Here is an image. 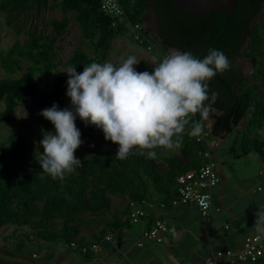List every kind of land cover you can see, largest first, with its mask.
Returning <instances> with one entry per match:
<instances>
[{"label":"trees","instance_id":"1","mask_svg":"<svg viewBox=\"0 0 264 264\" xmlns=\"http://www.w3.org/2000/svg\"><path fill=\"white\" fill-rule=\"evenodd\" d=\"M49 2L52 8H60L64 14H76L82 35L94 51L91 55L76 51L61 62L52 44L53 38L43 32L32 31L27 32L22 43H15L6 50L0 49V70L6 75L0 79V104L4 105L0 121L15 120V109L29 98H38L34 105L39 112L53 103L60 108L66 107V80L56 70L57 67L72 65L76 66L77 72H82L84 65L103 61L113 40L129 33L126 25H143L151 9L158 35H153L150 30L146 33L153 36L151 41L157 43L162 55L168 49L176 48L191 51L202 58L209 48H216L228 56L231 68L208 82L210 94H218L212 109L219 114L211 116L214 119L211 136L223 140L233 135L235 140L227 154L235 159L254 153L264 160V138L260 139L258 134V130L264 127V94L261 97L256 95L258 88L264 87V0H238L233 19L226 28L223 11L188 14L178 10L169 0H125V17L117 21L116 28L111 25L113 20L99 11L100 0H0V12L7 14L9 23L22 14L28 17L31 12L44 10ZM67 24L66 18L50 22L54 35L64 32ZM138 45L146 50L145 42ZM151 54L159 56L157 52ZM238 57L251 60L259 79L258 85L246 84L248 79L241 78L235 71ZM19 72L23 74L14 77ZM49 73L54 74L52 89L39 91L35 78ZM189 119L180 146L184 161L172 156H161L156 161L148 158L146 152H136L120 160L115 156L118 145L106 141L111 146L109 149L81 160L82 165L63 180L53 179L32 165L18 169L8 155L22 154L25 142L18 134H8L4 143L9 148L0 150V226L14 227V236L19 229L28 227L39 241L63 248L77 246L76 250L81 254L84 246L100 243L117 229L130 228L128 202L137 203L144 209L146 204L169 206L176 177L198 169L203 163L198 151L204 146L195 144L193 134L188 135L195 122L202 125V116L195 113ZM77 120L81 123L82 137L92 140L97 133L96 126L86 127L79 118ZM240 125H243L241 130L238 129ZM239 137L241 152L237 153ZM154 150L157 156L165 151L159 147ZM114 196L126 199L115 214L112 213ZM97 221L103 224L97 233L82 235V229H89ZM22 235L29 239L27 233ZM93 255L91 251L83 254L87 260ZM252 264H264V257Z\"/></svg>","mask_w":264,"mask_h":264},{"label":"clouds","instance_id":"2","mask_svg":"<svg viewBox=\"0 0 264 264\" xmlns=\"http://www.w3.org/2000/svg\"><path fill=\"white\" fill-rule=\"evenodd\" d=\"M135 54L113 63L93 61L82 72L69 65L65 71L68 107L57 103L42 109L39 115L50 121L54 131L41 129L39 141L43 152L39 164L53 179H65L81 166L74 155L82 144L75 121L100 128L106 141L118 145L116 158L125 160L140 152L156 158L154 149L175 151L182 144V134L190 116L200 113L207 118L217 99L209 81L231 68V61L221 50L209 48L202 58L191 51L173 48L162 58L153 55L147 63L152 71H138ZM203 127L195 122L191 134ZM264 237V211L258 209L253 225Z\"/></svg>","mask_w":264,"mask_h":264},{"label":"rangeland","instance_id":"3","mask_svg":"<svg viewBox=\"0 0 264 264\" xmlns=\"http://www.w3.org/2000/svg\"><path fill=\"white\" fill-rule=\"evenodd\" d=\"M6 18L7 14L0 12V49L6 50L15 43H22L27 38V32L32 31L37 33L43 32L42 34L45 36L53 38L54 41L52 44L61 62H64L76 51H82L88 55H91L94 51V47L82 35L80 25L76 19V14H64L61 12L60 8H52L50 2L44 10L39 12L35 11L34 13L31 12L28 17L22 14L20 17L12 18L9 23ZM63 18H66L68 21L66 29L60 35H54L51 30L50 22L53 20L61 21ZM257 20L258 18H256L255 21L257 22ZM262 37L264 38V35ZM131 39L130 33L115 38L108 56L100 62L112 61L113 63H118L129 54H135L138 60L141 61L134 67L138 71L151 72L152 66L147 62L150 61L152 54L147 53L138 44L132 42ZM65 69L66 68L63 66H58L56 70L67 81L68 74L63 72ZM22 74L23 72H19L14 75V77H19ZM5 76L6 75L0 70V79ZM53 78V73L37 75L35 81L39 91L51 90L53 87ZM244 78L248 79L246 84H259L254 66L251 67V70ZM263 94L264 87H259L256 95L261 97ZM37 99V97L29 98L24 104L17 107L14 111L15 120L0 121V150H7L9 148L4 142H6L7 135L10 133L18 134L19 138L25 142V149L22 154L18 156L8 155V159L12 161L18 169H22L26 165H32L33 168L43 171L38 162L43 152L42 145L39 144V141L43 138L41 129L45 131H54V126L51 122L39 115V111L34 105ZM69 105L70 98H67L66 107ZM3 107L4 105L0 104V111ZM75 123L81 131V123L79 120H76ZM241 128H243V125ZM258 134L260 139L264 138V127L258 130ZM240 139L241 137L237 140V153L241 152ZM81 140L82 144L74 152V155L80 160L91 156H97L111 147L104 139V134L100 128H97V133L92 140H86L82 135ZM230 147L231 143L226 146L221 156L217 158L214 156L216 166L218 169L221 168L223 170L230 182L236 180L241 181L243 179H248L250 182V179H252L255 184L253 185L254 187L252 186L253 190L250 189L249 192L257 197L255 193L257 191L256 189L258 186L264 187V182L262 181L263 178L257 176L256 173L264 169V160H260L254 153H251L253 157L246 155L245 157L235 159L230 154H227ZM161 156L178 157L184 161V157L180 153V147L171 152L165 150L162 155L156 156L155 160L158 161ZM236 196L239 199L241 197L240 195ZM112 199L114 201L112 213L115 214L120 211L126 199L124 200L123 198L115 196L112 197ZM104 218L105 217H101L100 219L105 220ZM131 226L135 229L137 228V225H132V223ZM102 227L103 224L97 221L92 224L89 229H82L81 233L82 235L90 236L91 233H97ZM13 229L14 227L9 225L0 226V264H82L83 262L81 259L83 254H80V252L76 250L77 246L68 250L63 249V247L59 245H55L49 250V248L46 247L48 243L39 241L30 228L24 227L19 229L16 236L12 233ZM26 233L29 235L28 240L22 235ZM9 235H11L10 237L12 238H10Z\"/></svg>","mask_w":264,"mask_h":264},{"label":"crops","instance_id":"4","mask_svg":"<svg viewBox=\"0 0 264 264\" xmlns=\"http://www.w3.org/2000/svg\"><path fill=\"white\" fill-rule=\"evenodd\" d=\"M202 120V125L209 129L208 118L202 117ZM234 140L233 135L220 140L213 153L215 158ZM247 155L253 157L251 153ZM217 171L219 183L213 191L212 207L207 216H201L193 204L148 205L145 207L147 215L136 229L130 226L115 230L109 234L110 241L103 239L99 243L100 251L93 253L91 259L81 256L82 264H202L216 250H239L245 236L257 233L253 225L255 213L264 208V187H257L255 197L249 192L255 184L252 179V183L248 179L230 182L221 168L217 167ZM256 175L264 182V169ZM236 195H240V199ZM156 218L165 220L175 232L166 235L160 244L144 242L138 248L136 243L141 240L144 228ZM55 245L58 244L48 243L46 247L50 250Z\"/></svg>","mask_w":264,"mask_h":264},{"label":"built area","instance_id":"5","mask_svg":"<svg viewBox=\"0 0 264 264\" xmlns=\"http://www.w3.org/2000/svg\"><path fill=\"white\" fill-rule=\"evenodd\" d=\"M125 0H100L99 11L105 16L111 18L113 28L117 27V21L125 17ZM129 29L130 37L139 43L145 42L146 52H157L162 58V55L157 49V43L151 41L150 34H143L139 23L133 25H126ZM203 131L199 134L193 135L195 144L204 146L198 151V156L203 163L198 169H192L182 173L176 177L175 191L170 201L169 206H176L178 204H193L199 210L201 216L205 217L212 207L213 191L219 183V175L217 166L214 162V151L219 146L220 140L216 141L205 126ZM188 135H192L189 133ZM130 207L129 220L133 224L142 223L147 213L141 205L133 202H128ZM144 205V204H143ZM148 204H146V207ZM264 211V208L261 210ZM175 229L167 224L163 219L156 218L153 223L144 228L142 232V239L136 243L138 248L144 245V242L162 243L166 235L173 234ZM111 236L104 237V241H110ZM91 251L97 253L100 251L99 243H92L91 245L81 248V254ZM264 257V237L258 233L245 236L242 240L241 248L239 250H216L202 262V264H252L256 263L260 258Z\"/></svg>","mask_w":264,"mask_h":264},{"label":"water","instance_id":"6","mask_svg":"<svg viewBox=\"0 0 264 264\" xmlns=\"http://www.w3.org/2000/svg\"><path fill=\"white\" fill-rule=\"evenodd\" d=\"M178 10L183 11L188 14H204L215 10L223 11L225 14V28L227 24L233 19L235 6L238 0H169ZM140 29L143 34L146 33V30H150L153 32V35H158V27L155 21V16L153 11L149 9L148 14L144 20L143 25L139 24ZM151 32V33H152ZM151 35V34H150ZM152 36V35H151ZM153 37V36H152ZM171 50L168 49L167 52ZM242 72H244V76L251 70L252 64L251 60L245 61L242 63ZM251 64V65H250ZM218 115L219 112L215 109H212L210 115L207 117L209 120V132L214 123V119L211 117L212 115ZM211 135V133H210ZM216 141L220 140L218 137L212 136Z\"/></svg>","mask_w":264,"mask_h":264},{"label":"flooded vegetation","instance_id":"7","mask_svg":"<svg viewBox=\"0 0 264 264\" xmlns=\"http://www.w3.org/2000/svg\"><path fill=\"white\" fill-rule=\"evenodd\" d=\"M258 16L259 15H257V17L256 18H258ZM255 18V19H256ZM153 33V32H152ZM245 47V46H244ZM244 47H242V49L244 48ZM242 49H241V52H242ZM250 59H248V58H241V57H238L237 59H236V61H235V64H234V69H235V71L238 73V75L241 77V78H244V72H242L241 70H242V63H244L245 61H249Z\"/></svg>","mask_w":264,"mask_h":264}]
</instances>
